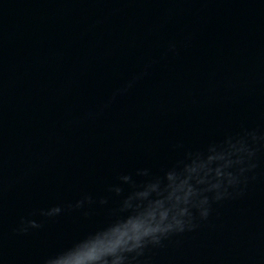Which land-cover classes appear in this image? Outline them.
<instances>
[{
    "label": "water",
    "instance_id": "obj_1",
    "mask_svg": "<svg viewBox=\"0 0 264 264\" xmlns=\"http://www.w3.org/2000/svg\"><path fill=\"white\" fill-rule=\"evenodd\" d=\"M260 137L264 0H0V264H46L229 138L255 167L128 264H264Z\"/></svg>",
    "mask_w": 264,
    "mask_h": 264
},
{
    "label": "clouds",
    "instance_id": "obj_2",
    "mask_svg": "<svg viewBox=\"0 0 264 264\" xmlns=\"http://www.w3.org/2000/svg\"><path fill=\"white\" fill-rule=\"evenodd\" d=\"M249 135L253 142L258 139L254 133ZM254 156L243 138L211 145L206 155L190 154L179 171L170 170L163 178L144 184L142 190L128 196L122 208L126 215L49 258L46 264H128L129 254L139 256L148 245H159L169 234L194 227L192 209L206 219L209 199L205 194L213 193L217 201L226 198L228 189L240 183L239 177L255 167L251 163ZM234 169L238 171L234 173ZM122 179L127 183L130 178ZM116 191L119 193L120 189ZM58 212L59 209H53L46 215ZM28 226L39 227L35 222Z\"/></svg>",
    "mask_w": 264,
    "mask_h": 264
}]
</instances>
